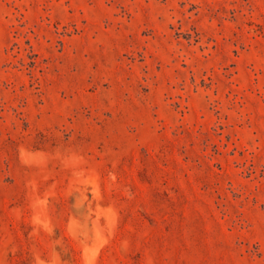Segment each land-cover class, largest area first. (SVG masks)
I'll return each instance as SVG.
<instances>
[{
  "label": "rangeland",
  "instance_id": "rangeland-1",
  "mask_svg": "<svg viewBox=\"0 0 264 264\" xmlns=\"http://www.w3.org/2000/svg\"><path fill=\"white\" fill-rule=\"evenodd\" d=\"M0 264H264V0H0Z\"/></svg>",
  "mask_w": 264,
  "mask_h": 264
}]
</instances>
